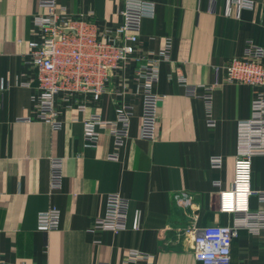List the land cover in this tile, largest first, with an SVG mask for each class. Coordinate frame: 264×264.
Masks as SVG:
<instances>
[{"label": "crops", "instance_id": "obj_1", "mask_svg": "<svg viewBox=\"0 0 264 264\" xmlns=\"http://www.w3.org/2000/svg\"><path fill=\"white\" fill-rule=\"evenodd\" d=\"M155 15L141 21L139 46L159 51L171 38L168 60L159 65L153 90L159 102L155 139L140 137L141 97L133 102L129 136L111 158L113 138L101 132L94 147L83 142V117L115 118V99L103 93L85 112L62 111L61 127L32 119L36 80L24 63L28 41L37 37L32 17L37 0H0V264H124L129 250L147 254L141 264H201L183 229L230 224L219 193L233 179L236 122L250 116L255 89L224 81L223 66L242 52L245 40H264V0L227 14L225 0H150ZM124 0H57L69 13L99 24L121 23ZM184 79V81H181ZM29 83V85L27 84ZM135 91L136 83L128 82ZM120 79L110 89L121 87ZM210 87V109L203 95ZM208 112L215 121L207 125ZM221 156L220 168L210 165ZM62 162V183L49 189L51 158ZM219 185H215V182ZM250 187L264 190V154L250 160ZM128 200L126 228L93 229L106 195ZM251 209L257 199L248 198ZM56 207L55 230L37 228V213ZM140 226L132 227L134 212ZM93 229V230H91ZM233 264H264V228H242L230 245Z\"/></svg>", "mask_w": 264, "mask_h": 264}, {"label": "built area", "instance_id": "obj_2", "mask_svg": "<svg viewBox=\"0 0 264 264\" xmlns=\"http://www.w3.org/2000/svg\"><path fill=\"white\" fill-rule=\"evenodd\" d=\"M227 14L232 7L235 15L241 8H254L252 0H225ZM39 11L32 17V31L37 37L28 41L24 63L36 80L30 103V118L46 122L54 129L61 127L59 115L62 111L76 109L85 112L95 104L103 93L111 90L118 103L115 118L104 119L98 112H90L82 119L83 142L94 147L101 132L113 138L114 150L124 145L129 136V123L133 115V102L141 97L140 137L154 140L158 118L159 102L163 96L153 90L158 81L159 65L168 60L171 38L166 36L157 52L139 46L141 21L155 15L154 3L150 0H124L121 8V23L99 24L91 17L85 19L82 13H69L57 5V0H37ZM224 81L246 84L255 89L251 99L250 116L236 122V142L233 160V179L228 191L219 193V209L233 213L230 224H214L204 228L194 225L183 229L189 237L190 247L201 264H233L230 245L242 228L258 231L264 228V190L250 187V160L253 155L264 154V40L256 44L247 39L239 56L231 58L224 66ZM120 79L121 87L110 89L112 79ZM136 83L135 91L128 90V82ZM184 81V79H181ZM29 85V83L27 82ZM3 88L0 85V92ZM210 87L203 95L207 110L210 107ZM207 125L215 121L208 112ZM221 156L212 155L210 165L220 168ZM62 162L51 158L49 189H60L62 183ZM219 185V182H215ZM257 199L259 207L251 209L248 198ZM128 210L127 198L119 193L106 195L103 214L94 220L93 229L120 231L126 228ZM60 212L49 207L37 213V228L55 230L59 225ZM140 226V213L134 212L132 227ZM91 229V230H93ZM147 254L129 250L124 264H141Z\"/></svg>", "mask_w": 264, "mask_h": 264}]
</instances>
